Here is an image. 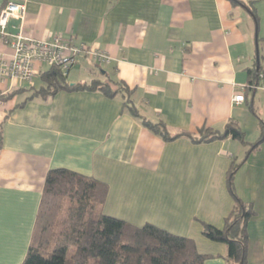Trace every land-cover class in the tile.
Segmentation results:
<instances>
[{
  "label": "crops",
  "instance_id": "0c3cea01",
  "mask_svg": "<svg viewBox=\"0 0 264 264\" xmlns=\"http://www.w3.org/2000/svg\"><path fill=\"white\" fill-rule=\"evenodd\" d=\"M24 1L25 17L11 21L13 33L40 40L56 34L105 50L110 63L83 57L67 83L100 81L120 91L28 100L43 86L47 65H38L31 84L0 82L1 95L24 89L0 99V264L24 263L47 176L58 169L107 184L105 215L192 239L209 256L204 264H227V246L208 240L203 225L223 229L236 205L228 186L233 162L240 165L235 193L256 212L247 228V264H264V141L253 150L264 133V0H237L254 3L258 20L232 0ZM13 53L0 41V58ZM258 55L262 74L251 86ZM241 94L245 100L236 104ZM128 99L173 135L223 130L234 121L245 143L166 142L128 113Z\"/></svg>",
  "mask_w": 264,
  "mask_h": 264
},
{
  "label": "trees",
  "instance_id": "16d2710c",
  "mask_svg": "<svg viewBox=\"0 0 264 264\" xmlns=\"http://www.w3.org/2000/svg\"><path fill=\"white\" fill-rule=\"evenodd\" d=\"M243 5L258 20L254 3ZM251 86L260 79L262 66ZM264 78V77H263ZM43 86L35 90L28 100H48L61 91H101L113 97L108 83H67V74L59 67H51L42 76ZM124 89V88H123ZM24 93V89L1 95L2 102ZM23 106V104H21ZM20 106V107H21ZM129 114L137 118L154 135L166 142L189 138L195 143H210L232 138L245 143V133L236 122L230 121L223 130L204 128L197 135H173L163 122H152L127 100ZM264 141V133L255 150ZM239 164L233 162L228 173V186L235 199V207L226 219L225 227L218 229L204 224L203 235L211 241L225 244L227 264H247L248 223L255 215L252 204L241 201L234 190V177ZM109 187L92 177L58 169L50 171L34 226L31 243L23 264H204L209 257L198 251L196 242L170 233L156 225L142 227L105 215L104 206Z\"/></svg>",
  "mask_w": 264,
  "mask_h": 264
},
{
  "label": "built area",
  "instance_id": "2783aa9c",
  "mask_svg": "<svg viewBox=\"0 0 264 264\" xmlns=\"http://www.w3.org/2000/svg\"><path fill=\"white\" fill-rule=\"evenodd\" d=\"M25 14L24 0H10L0 6V41L14 52L10 59L0 58V82L11 80L31 84L39 74L38 65L59 67L67 74L83 57L99 64L110 63L111 57L105 50L74 44L65 41L60 35L55 34L50 40H40L26 36L21 31L13 33L11 21L24 19ZM244 100L243 94L234 98L236 104H241Z\"/></svg>",
  "mask_w": 264,
  "mask_h": 264
},
{
  "label": "water",
  "instance_id": "95a60500",
  "mask_svg": "<svg viewBox=\"0 0 264 264\" xmlns=\"http://www.w3.org/2000/svg\"><path fill=\"white\" fill-rule=\"evenodd\" d=\"M258 54H259V53H258ZM257 60H258V62H259V55H258V59H257Z\"/></svg>",
  "mask_w": 264,
  "mask_h": 264
}]
</instances>
